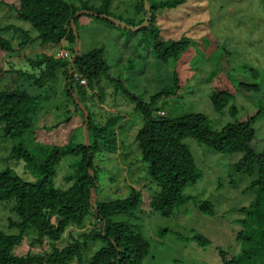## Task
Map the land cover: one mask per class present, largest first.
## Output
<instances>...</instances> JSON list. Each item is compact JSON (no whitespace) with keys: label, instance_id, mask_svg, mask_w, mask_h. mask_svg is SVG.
Listing matches in <instances>:
<instances>
[{"label":"rangeland","instance_id":"obj_1","mask_svg":"<svg viewBox=\"0 0 264 264\" xmlns=\"http://www.w3.org/2000/svg\"><path fill=\"white\" fill-rule=\"evenodd\" d=\"M67 1L77 7L84 2L94 8L102 3V0ZM109 1V12L113 17L133 21L141 18L134 14L136 0ZM18 5V0H0V36L10 40L15 50L12 57L2 58L5 73L0 75V92L19 88L31 96L39 95L45 99L36 103L38 110L32 137L30 134L13 140L4 137L0 130V171L9 169L23 181L35 182L37 178L25 169L24 162L10 157L15 145L23 143L27 151L41 156L45 146L83 141L80 125L83 111L71 101L65 106L60 102L63 99L60 93L65 82L64 75L59 72L43 89H36L31 79L19 73L38 74L26 60L34 59L41 53L53 56L60 50L83 55L93 49H102L112 76L124 79L125 89L146 102L149 96L168 86L175 74L179 91L168 98L162 97L153 106L154 112L161 111L167 118L202 114L210 129L219 131L227 124L257 114L253 124V146L264 150V0H186L180 7L157 16V25L164 38L185 36L190 39L189 47L176 61L166 62L154 58L152 46L149 48L147 45L148 51L145 45H138L139 36L134 37L125 29L87 16H82L75 24L77 41L74 45L62 41L58 45L40 47L35 41L19 47L25 39L20 30L27 32L31 40L36 33L28 23L17 19ZM139 55L141 58H138ZM220 55L225 58H220ZM226 56L230 58L229 62H226ZM240 83L254 85L258 90H239L236 86ZM216 89L233 94L232 101L221 113L213 110L209 99ZM73 90L76 100L93 114L94 121L99 125L102 126L109 118H119L103 134L105 139L113 138L114 144L107 146L103 140L98 141L100 152L94 158L98 187L93 194V202L125 198L130 187L140 191L141 205L134 214L135 218L118 216L113 220L138 225L150 244L143 264H221L217 249L227 251L230 256L239 252L241 245L236 240V234L242 230L238 221L244 218L239 210L248 207L255 197L254 191L246 190L255 176L235 172L234 164L241 154L216 153L204 144L186 139L184 144L191 151L202 177L185 190V194L193 200L175 211L172 217L162 218L148 207L150 197L158 192V188L149 184L145 165L139 157L135 159L138 150L133 139L142 121L134 110V103L125 91L104 79L98 85L94 83L92 89H86L83 98L78 96V88L74 84ZM231 107L236 110L235 114L230 112ZM68 115V122L58 133L44 131ZM123 157L128 158L126 162ZM75 160L65 157L56 167V187H65L64 175L70 172V164ZM128 163L132 164L130 173L124 166ZM203 200L210 201L214 206L213 216L197 210V202ZM12 206V202H0V231L6 235L18 234L17 229L9 226L11 221L17 220ZM92 219L87 217L81 228L73 227L61 240L51 243L62 247L71 238H78L96 228L97 223ZM195 233L203 236L209 244L198 245L192 240ZM34 238V230L26 231L13 253L35 256L51 250L52 244L48 242L41 246L33 245ZM101 246L99 241L89 243L84 250L85 258L88 259ZM254 255L259 257L258 261L254 259V264H264V250Z\"/></svg>","mask_w":264,"mask_h":264},{"label":"trees","instance_id":"obj_2","mask_svg":"<svg viewBox=\"0 0 264 264\" xmlns=\"http://www.w3.org/2000/svg\"><path fill=\"white\" fill-rule=\"evenodd\" d=\"M18 1L17 19L28 23L36 33L35 38L31 40L27 32L20 30L25 39L19 47L35 41L40 47L58 45L62 41L74 45L77 41L75 24L82 16L108 22L115 28L127 30L134 37L139 36L138 45H145V48L147 45L149 48L152 46L154 58L158 61H176L190 45V39L185 36L178 39L164 38L157 25V16L180 7L186 0H146L148 10L144 0H136L134 14L141 17L136 21L113 17L109 12V0H102L98 8L88 6L84 2L77 7L67 0ZM141 37L143 38L140 40ZM149 42L150 44H147ZM13 54L15 50L11 41L0 36V75L5 73L2 58L12 57ZM69 54L70 59H59L55 58V55L41 53L34 59L26 60L38 74L19 71L20 75L32 80L36 89H43L55 79L57 73L64 75L65 82L60 93L63 99L60 102L65 106L71 101L76 108L80 107L83 111L80 124L83 141L70 142L63 146H45L41 156L27 151L23 143L12 148L10 157L22 160L25 169L37 180L26 182L9 169L0 171V202L13 203L12 211L17 220L11 221L9 226L18 231L17 235H6L0 231V264H143L144 258L148 256L150 244L141 234L138 225L113 220L118 216L135 218L134 214L141 205L139 190L130 187L125 198L93 202V194L98 187L94 166V158L100 152L98 141L103 140L107 146L114 144L113 138L105 139L103 134L110 125L117 123L119 118H109L102 126L96 123L93 114L76 100L73 84L78 88V96L83 98L87 93L85 90L92 89L94 83L98 85L101 79L112 82L115 87L125 91L134 103V110L141 116L142 123L133 139L138 150L135 159L139 157L145 165L149 184L158 188V192L150 197L148 207L162 218L172 217L175 211L193 200V197L185 194V190L194 186L202 177L191 151L184 144L186 139L204 144L216 153L241 154L234 164L235 172L255 176L246 188L254 191L255 197L248 207L239 210L244 217L238 221L242 230L236 234V240L241 245L239 252L230 256L227 251L217 250L221 264H254L255 260L258 261L259 257L254 254L264 250V150L253 146V124L257 114L243 121L227 124L219 131H212L202 114H186L177 118L157 116V111L153 110L154 103L162 97L175 95L180 89L175 74L168 86L149 96L146 102L125 89L124 79L112 76L102 49H93L83 55H78L75 51ZM140 55L138 58H141ZM229 61L230 58L226 56V62ZM75 74L85 80V85H80L74 79ZM236 87L246 92L258 90V87L244 83ZM44 99L39 95L31 96L19 88L1 91L2 135L13 140H20L30 134L32 137L38 110L36 103ZM209 99L213 110L221 113L232 101L233 94L216 89L211 92ZM230 110L232 114L236 113L233 107ZM68 120L69 115L61 122L45 127L44 131L58 133ZM69 156L76 160L70 164V172L64 175L65 187H56L55 169L63 158ZM122 159L126 162L128 158ZM131 165H124L128 173ZM197 203L199 212L213 216L214 206L210 201ZM87 217L96 221V228L78 238H71V241L62 247L51 243L61 240L69 229L81 228ZM31 229L36 233L32 244L41 246L48 242L52 244L51 250L35 256L15 255L14 248L20 244L22 235ZM192 240L201 246L209 244L208 240L196 233ZM96 241L102 246L86 259L84 250L89 243Z\"/></svg>","mask_w":264,"mask_h":264},{"label":"built area","instance_id":"obj_3","mask_svg":"<svg viewBox=\"0 0 264 264\" xmlns=\"http://www.w3.org/2000/svg\"><path fill=\"white\" fill-rule=\"evenodd\" d=\"M55 58H59V59H70L71 56L70 54L65 51V50H60L58 51V53L55 54ZM74 79L77 80L79 82L80 85H85V80L81 79L77 74H75ZM157 116H164L163 112H156Z\"/></svg>","mask_w":264,"mask_h":264},{"label":"water","instance_id":"obj_4","mask_svg":"<svg viewBox=\"0 0 264 264\" xmlns=\"http://www.w3.org/2000/svg\"><path fill=\"white\" fill-rule=\"evenodd\" d=\"M144 3H145V6H146V9L148 10V8H147V2H146V0H144Z\"/></svg>","mask_w":264,"mask_h":264}]
</instances>
